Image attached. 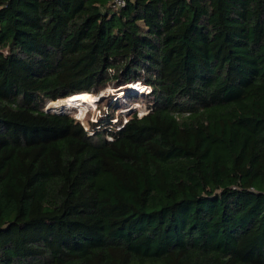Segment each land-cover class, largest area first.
I'll use <instances>...</instances> for the list:
<instances>
[{"label":"trees","instance_id":"trees-1","mask_svg":"<svg viewBox=\"0 0 264 264\" xmlns=\"http://www.w3.org/2000/svg\"><path fill=\"white\" fill-rule=\"evenodd\" d=\"M0 264H264V0H0Z\"/></svg>","mask_w":264,"mask_h":264},{"label":"rangeland","instance_id":"rangeland-1","mask_svg":"<svg viewBox=\"0 0 264 264\" xmlns=\"http://www.w3.org/2000/svg\"><path fill=\"white\" fill-rule=\"evenodd\" d=\"M147 93L148 88L139 82L130 84L126 88L108 85L98 94L91 93L93 96L88 94L91 98H94V102L87 107L84 113H81L80 108L77 107H61L62 109L54 108L51 110L49 109V111L71 114L85 129L89 130L91 124H94L96 127L100 120L106 118L105 116H107V112H109L107 111L108 104L117 107L114 113L115 118L121 119L122 122H125L133 113H137L139 116L143 115L147 111L145 95ZM49 106L50 102L47 101L45 109ZM115 118L111 120V123L117 124L118 121H116ZM89 132L91 133V131Z\"/></svg>","mask_w":264,"mask_h":264},{"label":"bare ground","instance_id":"bare-ground-1","mask_svg":"<svg viewBox=\"0 0 264 264\" xmlns=\"http://www.w3.org/2000/svg\"><path fill=\"white\" fill-rule=\"evenodd\" d=\"M48 102H50V106L48 107V109L61 108V107L63 108L77 107L80 108L81 113H84L87 107L92 102H94V98H91L86 93H77L67 98L59 99L57 101H48Z\"/></svg>","mask_w":264,"mask_h":264},{"label":"built area","instance_id":"built-area-1","mask_svg":"<svg viewBox=\"0 0 264 264\" xmlns=\"http://www.w3.org/2000/svg\"><path fill=\"white\" fill-rule=\"evenodd\" d=\"M125 4V0H113V6L114 7H121Z\"/></svg>","mask_w":264,"mask_h":264}]
</instances>
